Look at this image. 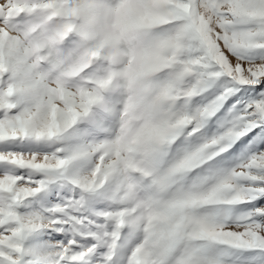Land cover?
Returning a JSON list of instances; mask_svg holds the SVG:
<instances>
[{
  "label": "snow or ice",
  "instance_id": "snow-or-ice-1",
  "mask_svg": "<svg viewBox=\"0 0 264 264\" xmlns=\"http://www.w3.org/2000/svg\"><path fill=\"white\" fill-rule=\"evenodd\" d=\"M0 264H264V0H0Z\"/></svg>",
  "mask_w": 264,
  "mask_h": 264
}]
</instances>
